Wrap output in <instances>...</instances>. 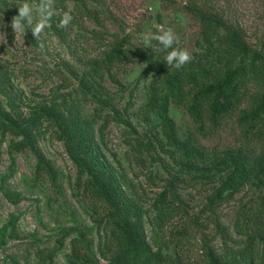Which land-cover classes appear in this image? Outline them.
Wrapping results in <instances>:
<instances>
[{"label": "rangeland", "instance_id": "1", "mask_svg": "<svg viewBox=\"0 0 264 264\" xmlns=\"http://www.w3.org/2000/svg\"><path fill=\"white\" fill-rule=\"evenodd\" d=\"M23 3L32 5L35 25L39 0H0V264H122L117 261L145 257L112 244L119 209L91 195L90 177L113 180L141 207L129 230L142 233L156 264H251L241 258L245 249L264 261L258 228L264 174L256 171L239 189L221 191L237 154L253 158L264 149V121L247 120L264 83V75L250 71L252 62L262 63L256 53L264 57V0H54L51 26L36 39L30 26L25 35L11 29ZM65 12L73 19L61 28ZM161 27L178 37L173 47L192 56L182 67L187 71H203L210 81L209 67L244 69L241 77L251 80L240 85L234 111L212 120L205 99L196 116L166 95L164 72L176 71L164 59L171 49L154 38L143 46L145 34ZM227 30L240 33L245 54L231 58L224 49ZM117 44L129 56L107 63ZM153 80L166 96L178 140L162 118L143 113ZM181 88L197 103L193 83L182 81ZM76 115L92 129L103 175L72 144L66 124ZM189 147L209 159L183 172L179 160ZM161 208L172 211L163 225ZM154 231L160 247L152 242Z\"/></svg>", "mask_w": 264, "mask_h": 264}, {"label": "trees", "instance_id": "2", "mask_svg": "<svg viewBox=\"0 0 264 264\" xmlns=\"http://www.w3.org/2000/svg\"><path fill=\"white\" fill-rule=\"evenodd\" d=\"M221 45L229 53L231 58L243 55L247 52V46L240 37V33L235 30H227L226 34L223 35ZM129 51L123 46L117 44L115 47L106 55V62L110 63L113 60L118 59L120 56L128 57ZM256 58H261L262 63L252 62L250 71L254 75H264V57L256 53ZM156 65L159 66L158 63ZM158 71L162 72V69L158 67ZM211 80L209 81L203 71L189 72L184 68L176 69L174 73H165L163 78V84L167 88L166 95L175 96V99L185 104L188 110L193 115L202 114V108L200 102L205 99L209 106L207 112L212 120H216L219 116L226 114L236 109L237 104L240 102L242 93L239 92L240 85H246L251 79L241 77L244 74V69L238 70L236 67H228L225 71L218 67H209L207 71ZM98 74V71H97ZM187 81L193 83L197 90L194 93L193 99L197 103L187 100V93L181 88V82ZM160 85L157 80H153L150 85L148 101L144 103L142 110L143 113L153 112L162 118L163 123L169 130L170 136L175 140L177 135L175 133V127L169 118L167 107L168 102L166 96L163 97L159 94L158 89ZM205 112V110L203 111ZM247 120L251 122H262L264 121V83L262 89V95L257 101L252 102L251 111L247 113ZM243 124V123H242ZM66 128L70 129L71 141L78 143V147L83 149L86 158L94 163V169L98 175H103L106 172L103 161H100V152L97 147L94 135L90 125L86 124L85 121L74 116L73 123H67ZM101 128V127H100ZM248 131L246 132V134ZM249 138L248 135H246ZM254 135V134H253ZM260 156L250 158L247 154H237L235 159V165L221 186V191L236 190L246 182L254 172L261 171L264 174V149L261 151ZM77 156V151H75ZM95 159L99 161V164H95ZM209 159L207 153L196 147H189L186 149V153L180 158V170L183 172H190L198 167L200 162H205ZM90 193L92 196H99L107 199L108 201L117 205L119 213L114 219L113 226V237L112 244L120 252L130 251L131 255L140 256L141 252L146 254L145 257L137 260H118L117 262L122 264H156L155 257L153 258L152 252L147 248L142 233L138 229L132 227L131 236L129 225V219L140 218L142 215V209L137 202L131 199L125 192L111 180L110 184L101 183L98 179L90 177ZM172 211L168 208H161L158 212L157 219L160 225H163L167 216H171ZM235 228L239 233L243 232V225L239 223V219L235 223ZM259 229L264 230V222L258 225ZM5 230H0V244H4ZM158 233L153 232L152 242L156 247H160L159 239L157 238ZM145 244V245H144ZM251 251L245 249L241 252V258L247 260V263L251 264H264L261 260L255 261V258L249 256ZM248 255V256H247ZM252 258V259H251ZM89 264H94L93 262Z\"/></svg>", "mask_w": 264, "mask_h": 264}, {"label": "clouds", "instance_id": "3", "mask_svg": "<svg viewBox=\"0 0 264 264\" xmlns=\"http://www.w3.org/2000/svg\"><path fill=\"white\" fill-rule=\"evenodd\" d=\"M37 9L40 14V19L33 25V7L29 3H23L18 6V14L12 17L11 29L14 33L26 34V25L32 28L31 33L33 37L39 38L41 32L50 27V20L54 14V0H39ZM73 17L69 12H65L59 20V26L61 28H67L71 23ZM5 37V33H4ZM155 39L164 50L167 51L164 59L166 64L180 69L192 60V56L186 49H179L173 47L178 42V37L174 31L170 28H163L158 34L153 35L152 33H146L144 36L143 46H151L152 39Z\"/></svg>", "mask_w": 264, "mask_h": 264}]
</instances>
